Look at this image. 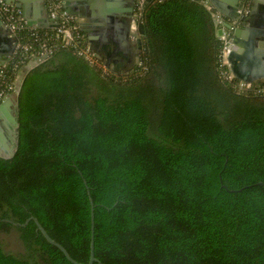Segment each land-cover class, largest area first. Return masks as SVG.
I'll list each match as a JSON object with an SVG mask.
<instances>
[{"label":"trees","instance_id":"trees-1","mask_svg":"<svg viewBox=\"0 0 264 264\" xmlns=\"http://www.w3.org/2000/svg\"><path fill=\"white\" fill-rule=\"evenodd\" d=\"M215 18L200 0H147L124 74L55 27L18 30L31 50L2 68V96L31 51L53 52L26 75L18 149L0 156V264H76L31 217L88 263L92 213L93 264H264V83L228 78L218 32L234 30Z\"/></svg>","mask_w":264,"mask_h":264},{"label":"crops","instance_id":"crops-1","mask_svg":"<svg viewBox=\"0 0 264 264\" xmlns=\"http://www.w3.org/2000/svg\"><path fill=\"white\" fill-rule=\"evenodd\" d=\"M200 1L213 11L214 16L215 13H219L222 19L223 16L228 18L229 20L225 24L233 26L234 32L236 29L246 26L242 20L245 14L240 12L242 4L238 0L224 2L226 8L223 7L222 10L212 3V0ZM258 1L261 7L257 15L260 14L264 17V0ZM15 2H19V0H15ZM62 3L64 8L75 16L85 37V43L108 71L117 74L133 72L139 62L141 52L137 38V30L138 33L141 34V32L134 9L135 0H62ZM252 6H255V2ZM20 10L28 27L48 28L55 25L46 9L43 8L42 0H26V11ZM44 20L49 23L42 24ZM215 20L217 19L215 18ZM262 20L264 21V19ZM136 27L138 28L136 29ZM4 31L6 30L2 31L0 28V63H4L3 58L7 57L3 54V50H8L10 46L9 36ZM234 37L233 35V40L236 39ZM13 55L8 56L10 60ZM227 64L232 76L238 78L232 71L228 57ZM2 68L4 67L0 66V70ZM243 71L248 73L246 76L253 80L264 79V53H260L255 59H249Z\"/></svg>","mask_w":264,"mask_h":264},{"label":"water","instance_id":"water-1","mask_svg":"<svg viewBox=\"0 0 264 264\" xmlns=\"http://www.w3.org/2000/svg\"><path fill=\"white\" fill-rule=\"evenodd\" d=\"M8 4L13 5L17 8L22 9V11H26V0H19V2H15V0H5ZM228 0H212V3L216 4L217 7L222 10L223 7L226 8L224 2L226 3ZM43 8L46 9L48 16V8L46 6L45 0H42ZM241 2V0H238ZM255 6H252L250 14L243 16L242 20L245 22L244 28H238L234 32V39L231 43L228 44V48L230 52L228 53V62L232 68L233 73L240 78L241 80L249 83H264V79L261 80H253L246 76L248 73L243 71L244 66L246 67L249 59H255L258 57L260 53H264V17L260 14L257 15L260 10V3L258 0H254ZM52 20V19H51ZM31 24V22L29 21ZM49 22L43 21L42 24H48ZM218 25V21L215 22ZM231 28V25H227ZM0 28L1 30H6L9 36L10 46L8 50H3V54L7 55V57L3 58L4 63H0V66H7V62L10 61L8 56H11L15 53L17 49L18 37L16 33H14L0 18ZM138 27H136L137 29ZM220 35H223V29H219L218 32ZM234 37V38H235ZM137 38L138 43L140 45V49L142 48L141 42V34L138 33L137 30ZM1 53V52H0ZM1 57V55H0ZM44 60L48 59V56L43 57ZM140 60V57H139ZM40 64V60L35 58L33 60H29L26 65L22 66L18 72V77L16 80V89L7 93L3 99L0 101V156L4 158H11L15 155L18 144H19V93L22 88L24 79L26 75L29 73L31 69L38 66ZM1 73V72H0ZM260 184H263L262 182ZM243 189V188H242ZM242 189H238L236 191H241ZM233 191V190H231ZM235 191V190H234ZM35 220L38 225V228L43 232L45 237L53 244L57 245L61 250L66 254V256L76 264H84L75 261L68 251L58 242L50 237L45 228L41 225L39 220L35 217H31ZM92 242H91V257L88 263L93 264L96 261L95 253H94V214L92 213Z\"/></svg>","mask_w":264,"mask_h":264},{"label":"built area","instance_id":"built-area-1","mask_svg":"<svg viewBox=\"0 0 264 264\" xmlns=\"http://www.w3.org/2000/svg\"><path fill=\"white\" fill-rule=\"evenodd\" d=\"M146 1L147 0H135V6H136L135 12H136V17L138 19V24L140 26L142 24L141 9L143 5L146 3ZM241 1H242V8L240 12H242V14H248L251 11L254 0H241ZM45 3L48 8L50 18L55 23L53 27L57 28V37H61L65 45L77 47L76 49L78 54L84 56L92 64H99L100 61L96 58L91 48L85 43V37L79 28L75 16L64 8L62 0H45ZM215 16L218 21V24L223 21L219 13H215ZM0 18L14 33H16L17 37H18V33H17L18 30L24 27H28L25 23L21 10L13 5L8 4L5 0H0ZM33 29H37V28H33ZM221 29H223L224 31L223 35L225 38V48L223 51V58L225 63H227L228 53L230 52V49L228 48V44L230 42L229 40L231 37L230 38L226 37V30L224 28ZM19 47H22L25 51L28 52L31 50V46L21 45L18 37L17 49ZM41 47L42 49L40 51H35V50L31 51L27 55V60L29 61L38 58L40 60V64L43 63L45 61L43 57L45 55L49 57V55L53 52V49L47 44V42L42 43ZM106 70L107 69L105 68L104 71ZM0 72H1L0 73V79H1L3 71L0 70ZM228 78L232 79L234 77L230 73ZM16 80L12 85L8 87L9 90L13 91L16 89ZM240 81H241L240 83L241 87L252 86V83L245 82L243 80ZM261 91L264 92V88H262ZM3 97L4 96H2V93H0V99H2Z\"/></svg>","mask_w":264,"mask_h":264},{"label":"rangeland","instance_id":"rangeland-1","mask_svg":"<svg viewBox=\"0 0 264 264\" xmlns=\"http://www.w3.org/2000/svg\"><path fill=\"white\" fill-rule=\"evenodd\" d=\"M6 248L11 251H21L20 242L16 233L6 236Z\"/></svg>","mask_w":264,"mask_h":264},{"label":"flooded vegetation","instance_id":"flooded-vegetation-1","mask_svg":"<svg viewBox=\"0 0 264 264\" xmlns=\"http://www.w3.org/2000/svg\"><path fill=\"white\" fill-rule=\"evenodd\" d=\"M134 9H135V7H134ZM249 14V13H248ZM248 14H245V15H248ZM244 15V16H245ZM231 28L234 30V27L233 26H231ZM234 35V34H233ZM230 42L229 43H231L232 41H233V39H232V37L230 38V40H229Z\"/></svg>","mask_w":264,"mask_h":264}]
</instances>
